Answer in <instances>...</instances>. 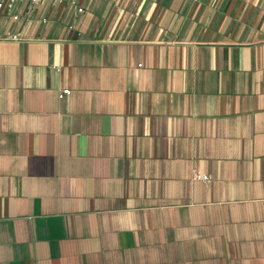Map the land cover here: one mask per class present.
Wrapping results in <instances>:
<instances>
[{"label": "crops", "instance_id": "obj_1", "mask_svg": "<svg viewBox=\"0 0 264 264\" xmlns=\"http://www.w3.org/2000/svg\"><path fill=\"white\" fill-rule=\"evenodd\" d=\"M14 14L0 11V264H264V0Z\"/></svg>", "mask_w": 264, "mask_h": 264}, {"label": "built area", "instance_id": "obj_2", "mask_svg": "<svg viewBox=\"0 0 264 264\" xmlns=\"http://www.w3.org/2000/svg\"><path fill=\"white\" fill-rule=\"evenodd\" d=\"M21 1H25V0H0V11H4L5 13L10 14L11 20L14 22L18 19V15L14 14V9L17 3ZM27 1H29L31 4H37L41 0H27ZM72 4H78V0H72ZM78 11L81 12L82 9L79 8ZM7 34H9V32ZM12 37L16 38V36H12ZM70 93H71L70 89H64L59 93L58 97L63 98L65 96H68ZM196 178L201 179L202 181L209 180V177L207 175H196Z\"/></svg>", "mask_w": 264, "mask_h": 264}]
</instances>
